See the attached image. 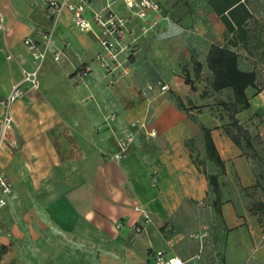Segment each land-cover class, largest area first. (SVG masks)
Returning a JSON list of instances; mask_svg holds the SVG:
<instances>
[{"label":"crops","instance_id":"1","mask_svg":"<svg viewBox=\"0 0 264 264\" xmlns=\"http://www.w3.org/2000/svg\"><path fill=\"white\" fill-rule=\"evenodd\" d=\"M155 1L157 25L138 39L135 55L120 54L126 76L104 77L95 61L101 51L95 30H77L63 10L52 39L64 56L56 62L48 52L39 87L23 84L27 91L10 104L7 124L0 104V170L12 187L0 206V264H153L156 249L184 264H264V216L257 207L264 206V191L253 189L246 156L223 128L206 124V113L192 120L170 97L192 101L182 78L187 60L205 65L212 45L236 53L256 84L246 89L250 107L234 117L264 148V0ZM115 9L128 14L120 3ZM0 11V52L10 56L0 60L2 100L32 68L23 39L40 43L51 24L37 0L32 7L0 0ZM139 23L131 21L135 30ZM85 66L90 71L76 81L73 74ZM134 121L144 126L132 127ZM202 126L224 165L221 172L206 160L207 172L218 175L215 206L196 204L215 199L202 161L192 159L187 145L203 146ZM125 133L134 139L115 159ZM135 206L151 216L142 233L133 228L140 219Z\"/></svg>","mask_w":264,"mask_h":264},{"label":"built area","instance_id":"2","mask_svg":"<svg viewBox=\"0 0 264 264\" xmlns=\"http://www.w3.org/2000/svg\"><path fill=\"white\" fill-rule=\"evenodd\" d=\"M45 8V14L51 24L47 31L40 33V43L34 41L30 37L23 39L22 43L25 47L31 63L30 70H24L22 79L19 83L12 86L10 92L2 100L0 104L4 107V121L7 124L10 119L8 108L12 102L25 95L27 89L23 84L28 85L29 89H37L39 87L38 69L41 62L46 57L48 52H52L53 60L59 61L64 56V51L53 46V35L56 23L63 10H67L70 14L71 25L79 31H94L98 45L101 51L95 55V61L102 69L104 77L114 80L116 78L126 76L129 71L123 66L120 59L121 53H126L128 57L135 55L138 51V39L146 35L158 23L161 7L155 0H98L99 7H92V0H37ZM120 3L128 12L127 16L119 15L115 9V4ZM90 12L91 16L87 18L86 12ZM137 19L140 23L138 29L131 25V21ZM4 24V16L0 11V32ZM127 35H131V42L123 44L122 41ZM10 56H7L9 59ZM127 61V58L124 60ZM89 67L78 69L73 76L75 80L83 81L89 72ZM161 93L168 90V86L160 81L156 82ZM148 89L151 86L147 87ZM132 127L141 126L144 124L137 121L131 122ZM134 135L125 133L118 140V152L114 155L115 159H121L128 147L133 141ZM12 190L10 182L5 178L2 170H0V206L5 201V196L9 195ZM140 215L139 221L133 226L136 233L145 231L146 226L151 222L150 214L140 206L134 207ZM121 228V224L117 225ZM261 241L264 242V231L261 236ZM197 256V255H196ZM153 264H184L182 259L176 255H170L163 249H156L152 252Z\"/></svg>","mask_w":264,"mask_h":264},{"label":"rangeland","instance_id":"3","mask_svg":"<svg viewBox=\"0 0 264 264\" xmlns=\"http://www.w3.org/2000/svg\"><path fill=\"white\" fill-rule=\"evenodd\" d=\"M15 2L17 0H14ZM22 3H25L28 6H34L36 3V0H19ZM7 59V55L0 52V60ZM189 64L191 65L189 69L184 68V66L188 65L183 64V69L190 72V75L193 77L192 79V87L189 85L190 94L192 96V101H187L184 105V111L189 118L192 120H195V114L199 112L206 113L203 120L206 122V124L209 127L212 126H218L224 129V131L227 132V134L237 141V143L240 146L241 152L246 156V159L250 165V169L252 174L254 175V178L256 179L257 185H254L253 189L256 190L257 187H260V192L264 191V148L261 146L259 140H251L250 138H246V136L243 134L242 130H239L236 125L233 123L232 113L230 111L229 106H225L223 103H226V105H229L232 102V93L229 90H222L219 92H214L210 87V81H211V72L207 69L206 62L204 61L205 65H201V68L197 74H194V65L193 62L190 60H187ZM196 61V60H195ZM181 72V69H180ZM183 78V77H182ZM115 80V79H114ZM114 80H110V82H114ZM172 98V95L170 96ZM199 100H198V99ZM173 100V98H172ZM195 102V104H194ZM197 102L199 104H197ZM190 112V113H189ZM235 116V115H234ZM235 118V117H234ZM238 122V120H236ZM242 128V126L240 125ZM247 142H249V145H247ZM252 144L256 148L252 147ZM188 150L190 151V156L194 161H196L198 164L201 162L203 164L202 169L204 173L206 174V178L208 174H211L207 172V166H206V160H209L208 156L205 153V147H204V141L203 146L196 147L197 144L195 140H191V142L187 143ZM196 148V149H195ZM210 161V160H209ZM218 176V175H216ZM240 179L237 178L235 182L239 181ZM211 189V188H210ZM251 192V190H250ZM212 196V195H211ZM210 196V197H211ZM206 196L204 199L199 200L196 202L198 206H215V201L211 198ZM219 204V202H217ZM199 233L198 231L190 233L188 236L191 238H195Z\"/></svg>","mask_w":264,"mask_h":264},{"label":"trees","instance_id":"4","mask_svg":"<svg viewBox=\"0 0 264 264\" xmlns=\"http://www.w3.org/2000/svg\"><path fill=\"white\" fill-rule=\"evenodd\" d=\"M205 61L207 69L211 72V81L209 83L211 89L214 92H219L222 90L231 91L232 102L229 105H226V103L223 104L230 107L234 125H236L239 130H242L246 138H249L247 132L240 127V125L234 118V115L250 107L249 99L246 95V89L255 86V72L241 70L238 66L237 54L230 50H227L226 48L216 45L210 46ZM200 68L201 64L199 62H195L194 74H197ZM183 72L184 83L192 87V80L190 79L189 73L186 70H184ZM172 98L176 107L184 111V105L181 99L176 95H172ZM201 130L203 135L205 153L208 156L209 160L213 162L214 165H216L222 172L224 170V165L213 143L210 135V130L203 126L201 127ZM231 140L237 146H239L236 140H234L233 138H231ZM247 141L248 139L246 140V142ZM247 145H249V142H247ZM207 181L215 195L214 200H216L215 204L217 205L219 199L217 177L215 175L208 174ZM257 207L259 210H261L264 216V206L259 203Z\"/></svg>","mask_w":264,"mask_h":264}]
</instances>
